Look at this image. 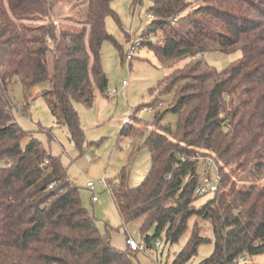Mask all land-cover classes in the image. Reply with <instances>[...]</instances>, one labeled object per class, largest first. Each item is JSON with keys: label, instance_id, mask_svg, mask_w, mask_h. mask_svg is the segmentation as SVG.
Returning <instances> with one entry per match:
<instances>
[{"label": "trees", "instance_id": "obj_1", "mask_svg": "<svg viewBox=\"0 0 264 264\" xmlns=\"http://www.w3.org/2000/svg\"><path fill=\"white\" fill-rule=\"evenodd\" d=\"M64 1L83 8L81 19L55 25L54 9ZM113 1L0 0V264H136L139 251L112 245L60 157L17 122L9 94L13 81L26 98L48 82L41 96L83 155L87 142L74 102L91 107L97 89L107 96L102 46L110 41L122 50L107 30L108 18L119 23ZM149 1L151 21L135 45L149 47L172 69L152 93L172 95L173 103L152 122L135 113L124 123L121 135L142 137L151 167L132 188L127 164L107 189L124 225L141 220L145 250L188 235L172 264H187L209 242L214 250L200 264H238L243 255L244 264H254L264 255V183L238 188L226 169L238 181L264 178V0ZM142 5L132 0V8ZM213 51L242 57L218 70L204 56ZM169 113L177 116L174 128L162 124ZM201 148L223 166L218 189L199 204ZM198 219L211 223L212 238L198 232Z\"/></svg>", "mask_w": 264, "mask_h": 264}, {"label": "rangeland", "instance_id": "obj_2", "mask_svg": "<svg viewBox=\"0 0 264 264\" xmlns=\"http://www.w3.org/2000/svg\"><path fill=\"white\" fill-rule=\"evenodd\" d=\"M111 6L119 16V23L108 18L107 30L118 40L122 50L110 41L104 42L102 46L101 63L108 81L107 96H103L97 89L91 107L74 102L85 132L86 142L91 144L90 146L86 144L83 155H80L74 144L70 142L66 129L57 126L49 107L41 96L44 90L49 89L48 82L35 85L26 98L23 86L13 81L9 87V94L17 105L14 111L17 122L24 130L40 139L49 152L60 157L67 169L69 179L79 187L82 205L95 216L97 226L102 233H105L108 228L112 245L122 249L126 246V239L129 237L142 243L139 229L141 220L124 225L110 191L100 185V181L105 179L108 185L114 183L122 168L128 164V182L129 186L134 188L149 172L151 154L143 144L142 137L121 135V131L124 123L131 121L135 113L142 120L152 122L156 112L164 111L172 106V95H161L157 91L152 93L172 69L163 67L149 47L138 48L135 45L140 40L139 37L146 25L151 21L147 12L150 1L143 0L142 6L132 8V0H114ZM82 9V7L73 8L69 1L59 3L54 9V24L70 25L77 22L76 19H81L79 13ZM42 22L45 21L36 23ZM126 34L132 35L128 42ZM131 46H136L138 49L132 60L128 61L126 55L130 53ZM204 56L209 65L223 70L240 59L242 52L226 54L213 51ZM49 61V68L52 71V57ZM186 62L179 63L175 68H181ZM124 81L127 85H123ZM113 90L117 92L110 95L109 92ZM151 101L152 104H150ZM142 105L145 106L141 108ZM144 107H152L154 110L143 111ZM176 121L177 116L169 113L162 124L174 128ZM142 129L143 127L140 128ZM144 129L147 130L146 127ZM197 151L202 181L206 170L210 172L211 180L216 181V173L223 163L211 151L202 148ZM209 159L213 160L214 166L207 169L208 163H211ZM4 165L5 162L0 160V167ZM226 172L230 176V182L235 181L238 188L264 183V178L255 181L252 179L238 181L232 171L226 169ZM92 181L95 183V193L99 197L97 203H92L93 192L87 187V184ZM223 190L230 191V188L225 186ZM208 196H204L198 203L205 202ZM193 223L194 220L191 221V225ZM196 225L201 236L213 237L212 225L209 221L198 219ZM187 240L188 235L185 234L178 243L171 245L166 244L165 239L162 238L160 251H157L155 247L147 248L145 251H139L133 260L136 264H172L176 255L185 247ZM213 250V242L201 244L197 255L187 264H200L211 255ZM252 262L264 264V255L254 257Z\"/></svg>", "mask_w": 264, "mask_h": 264}, {"label": "built area", "instance_id": "obj_3", "mask_svg": "<svg viewBox=\"0 0 264 264\" xmlns=\"http://www.w3.org/2000/svg\"><path fill=\"white\" fill-rule=\"evenodd\" d=\"M49 43H51L50 40H49ZM137 49L138 48L136 46H131V51H130V53H128V55L126 57V59L128 61L132 60V58L134 57V53ZM123 85H127V82L124 81ZM116 92H117L116 90H113V91L109 92V94L112 95V94H115ZM153 110H154V108H152V107H144V109H143V111H153ZM209 162H211L212 164L208 163L207 169L209 167H211L212 165L214 166L212 159H209ZM216 175H217L216 181H212L211 177H210V172L208 170H206L205 171V178L203 181L201 180V183L197 187L196 194H198L200 196H205V195H208V194L215 192L218 189V183L220 180L219 174L216 173ZM100 185H102L105 189L108 188V183L105 179H102L100 181ZM87 187L93 192L92 200H93V202H96L98 200V196L95 193V183L93 181L89 182L87 184ZM126 243L134 251H144L145 250V244L143 241H142V243H138L134 238L129 237L127 239ZM160 246H161L160 241L155 243V248L157 251H160ZM235 262H237L238 264L247 263V262H249V257L247 255L240 256L238 259L235 260Z\"/></svg>", "mask_w": 264, "mask_h": 264}, {"label": "crops", "instance_id": "obj_4", "mask_svg": "<svg viewBox=\"0 0 264 264\" xmlns=\"http://www.w3.org/2000/svg\"><path fill=\"white\" fill-rule=\"evenodd\" d=\"M98 201H99V197H98V200L96 202H93V200H92V203H97ZM124 248H126V246H124ZM124 248H122V249H124Z\"/></svg>", "mask_w": 264, "mask_h": 264}]
</instances>
